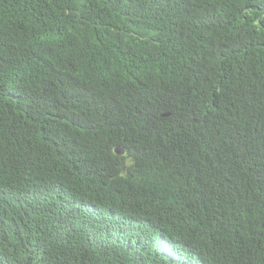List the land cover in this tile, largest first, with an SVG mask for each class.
Masks as SVG:
<instances>
[{
  "label": "trees",
  "instance_id": "1",
  "mask_svg": "<svg viewBox=\"0 0 264 264\" xmlns=\"http://www.w3.org/2000/svg\"><path fill=\"white\" fill-rule=\"evenodd\" d=\"M0 264H264V0H0Z\"/></svg>",
  "mask_w": 264,
  "mask_h": 264
},
{
  "label": "clouds",
  "instance_id": "2",
  "mask_svg": "<svg viewBox=\"0 0 264 264\" xmlns=\"http://www.w3.org/2000/svg\"><path fill=\"white\" fill-rule=\"evenodd\" d=\"M11 203H1L0 204V212L4 210L7 206H9Z\"/></svg>",
  "mask_w": 264,
  "mask_h": 264
}]
</instances>
